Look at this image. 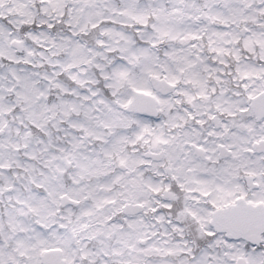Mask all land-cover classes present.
<instances>
[{
  "label": "snow or ice",
  "instance_id": "obj_1",
  "mask_svg": "<svg viewBox=\"0 0 264 264\" xmlns=\"http://www.w3.org/2000/svg\"><path fill=\"white\" fill-rule=\"evenodd\" d=\"M0 264H264V0H0Z\"/></svg>",
  "mask_w": 264,
  "mask_h": 264
}]
</instances>
